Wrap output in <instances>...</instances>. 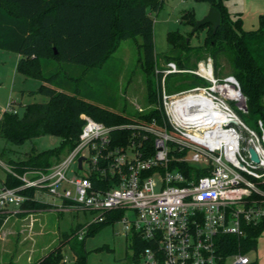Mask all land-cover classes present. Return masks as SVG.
<instances>
[{
	"label": "built area",
	"instance_id": "1",
	"mask_svg": "<svg viewBox=\"0 0 264 264\" xmlns=\"http://www.w3.org/2000/svg\"><path fill=\"white\" fill-rule=\"evenodd\" d=\"M175 73L204 82L169 92L166 79ZM151 77L160 122L152 117L105 125L81 114L75 146L45 170L13 172L0 160L20 180L0 187V212L15 216L25 210L24 201H36L94 213L87 224L118 213L113 222L122 223L124 235L148 242L137 264H247L248 253L224 255L220 248L226 235L241 236L247 226L264 221L263 121L256 119L257 128L243 121L247 107L237 77L216 74L208 54L193 67L169 59ZM123 128L131 134L123 144H112L111 132ZM175 162L206 172L187 175ZM45 195L58 202H46Z\"/></svg>",
	"mask_w": 264,
	"mask_h": 264
},
{
	"label": "trees",
	"instance_id": "2",
	"mask_svg": "<svg viewBox=\"0 0 264 264\" xmlns=\"http://www.w3.org/2000/svg\"><path fill=\"white\" fill-rule=\"evenodd\" d=\"M164 0H0V49L20 54L16 69L23 76L40 80V84L29 94L38 93L46 96L42 102H28L22 111L14 108L16 102L8 104L9 110L0 113V136L10 142L21 143L29 138L53 134L60 137V144L54 148L39 151L35 148L25 152L22 157L9 160L12 171L22 173L30 169L45 170L57 163L63 154L75 146L83 120L80 114L85 112L105 125L123 124L137 121L139 118L149 120L156 117L160 122L162 113L154 108L146 113L130 118L110 108L90 100L76 90L64 89V79H70L64 73L59 76L60 62L77 63L84 70L100 67L117 47L118 41L139 35L144 60L149 63L147 69L153 73V59L157 56L152 45L151 10L158 9ZM205 1L209 7L220 12V22L213 31L209 23L199 26L196 31L181 32L170 30L167 33L168 51H177L178 55L167 57L174 60L179 67H189L191 57L200 49L206 50L214 62L215 73L219 74L220 58L227 60L231 74H234L245 96L247 117L260 118L264 123V13L260 15L259 27L244 29L237 14L224 9L223 0ZM179 22L192 27L197 20L192 9L180 12ZM205 30L201 48L192 46L189 40ZM57 53H54V48ZM196 47V48H195ZM200 59V58H199ZM173 76H178L173 79ZM78 78V77H74ZM204 82L190 73L169 74L166 88L169 91L174 84L183 86ZM66 85V84H65ZM151 97V94H150ZM242 116V115H241ZM131 134L128 128L114 129L111 132L112 144H123ZM185 174L194 172L203 175L200 170L185 162L173 163ZM92 181L94 177H91ZM20 180L7 171L3 185L14 186ZM43 206L44 203L24 201L22 204ZM118 213L107 214L104 221L89 223L84 233H89L95 226L113 222ZM7 218L0 212V227ZM264 229V221L245 228L241 236L226 235L223 238L221 252L224 255L238 250L248 253L256 249L257 237ZM65 233V232H64ZM66 235V233H65ZM74 238V237H72ZM63 239L56 246L31 264H64L62 247L68 243L72 253V264H87V252L84 250L83 237L76 240ZM133 255L131 264H137L142 250L148 242L137 235L130 241ZM221 264H225L222 262ZM247 264H259L251 259Z\"/></svg>",
	"mask_w": 264,
	"mask_h": 264
},
{
	"label": "rangeland",
	"instance_id": "3",
	"mask_svg": "<svg viewBox=\"0 0 264 264\" xmlns=\"http://www.w3.org/2000/svg\"><path fill=\"white\" fill-rule=\"evenodd\" d=\"M186 8L192 9L195 17L199 19L207 13L209 5L205 1L164 0L158 9L148 12L153 19L152 45L154 52L157 53L152 63L154 67L165 63L167 57L175 58L178 55V52L174 51L169 52L167 57L163 56L169 48L168 31L179 30L184 33L191 30L189 25L181 24L178 20L180 12ZM243 27L256 29L259 26L257 21L246 19ZM204 35L205 30H200L198 36L190 38L189 43L201 48ZM205 53L206 50L200 49L198 54L192 55L189 67H193ZM109 54L102 66L87 70L77 63L60 62L59 76L66 73V76L71 77L64 79V89L73 92L76 90L101 106L130 118H136L139 114L154 108L159 114L162 113V108L157 103L155 79L151 77V70L147 69L149 63L143 57L141 37L136 35L119 40L117 47ZM17 59L16 52L0 49V112L5 110L11 101L16 102L14 108L22 111L24 104L42 102L46 99L44 95L28 93L27 90L36 88L41 81L29 76L23 79V75L16 69ZM220 63L219 74H231L227 60L221 57ZM176 77L178 76H173V79ZM190 86L176 83L169 92ZM81 114L89 115L85 112ZM241 115L248 126L257 128L254 116ZM59 142L60 137L53 134L32 137L21 143H12L0 136V160L3 164H8L10 159L22 157L32 148L42 151L58 146ZM3 164L0 162V180H5L7 173ZM80 172L79 169H75L76 174ZM67 174L70 175V172L67 171ZM43 199L46 202H58L49 195L43 196ZM94 215L84 210L60 211L48 203L43 206L26 205L22 213L8 215L0 228V264H31L63 239L74 237L71 241L76 240L79 234L83 237L82 244L87 252V264H131L133 255L129 245L131 238L123 234L121 222L101 224L95 226L89 233H84L87 223L91 222ZM255 248L248 252L249 257L259 264H264V231L258 235ZM61 251L67 258L64 264H72L69 244L66 243Z\"/></svg>",
	"mask_w": 264,
	"mask_h": 264
},
{
	"label": "crops",
	"instance_id": "4",
	"mask_svg": "<svg viewBox=\"0 0 264 264\" xmlns=\"http://www.w3.org/2000/svg\"><path fill=\"white\" fill-rule=\"evenodd\" d=\"M223 3H224V9L226 11H228L231 14L239 15V17L242 20V27L246 19L257 21V24L259 25L260 15L264 13V0H223ZM19 57H20V54L17 53V58ZM25 78L27 77L23 76V79ZM34 89H29V90H34ZM23 92L24 91H22V93ZM3 181L4 180H0V187L3 185ZM20 213L22 212H19L17 214H20ZM262 231H264V229Z\"/></svg>",
	"mask_w": 264,
	"mask_h": 264
},
{
	"label": "water",
	"instance_id": "5",
	"mask_svg": "<svg viewBox=\"0 0 264 264\" xmlns=\"http://www.w3.org/2000/svg\"><path fill=\"white\" fill-rule=\"evenodd\" d=\"M219 22H220V12H218V10L215 7H209L207 10V13L205 15H203L202 17H200L199 19H197L191 28H192V31H196L197 29H199L200 25L209 23L212 26L213 31H215ZM54 53H57L56 48H54ZM249 152L251 153V157L254 160H256L257 159L256 153H254L251 148H249ZM78 158H79L78 161H79V165H80L82 157L80 156Z\"/></svg>",
	"mask_w": 264,
	"mask_h": 264
}]
</instances>
